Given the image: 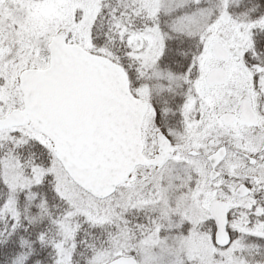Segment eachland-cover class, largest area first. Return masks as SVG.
<instances>
[{
    "label": "snow or ice",
    "instance_id": "obj_1",
    "mask_svg": "<svg viewBox=\"0 0 264 264\" xmlns=\"http://www.w3.org/2000/svg\"><path fill=\"white\" fill-rule=\"evenodd\" d=\"M0 264H264V0H0Z\"/></svg>",
    "mask_w": 264,
    "mask_h": 264
}]
</instances>
